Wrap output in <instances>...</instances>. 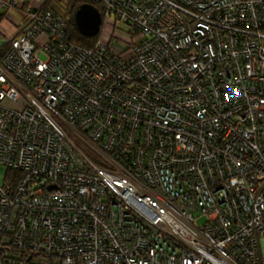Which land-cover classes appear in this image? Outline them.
<instances>
[{
  "label": "built area",
  "instance_id": "1",
  "mask_svg": "<svg viewBox=\"0 0 264 264\" xmlns=\"http://www.w3.org/2000/svg\"><path fill=\"white\" fill-rule=\"evenodd\" d=\"M46 1L0 0V264H264V0H85L91 49Z\"/></svg>",
  "mask_w": 264,
  "mask_h": 264
},
{
  "label": "trees",
  "instance_id": "2",
  "mask_svg": "<svg viewBox=\"0 0 264 264\" xmlns=\"http://www.w3.org/2000/svg\"><path fill=\"white\" fill-rule=\"evenodd\" d=\"M89 3V1L85 0H47L43 4V8L53 10L54 12H57L64 16L67 20V26H68V35L70 42L80 48L83 49H91L93 48L95 42L98 39V36H95L93 38H87L82 36L74 24V13L75 11L81 6L82 4ZM95 8L102 12V8L99 4H95ZM3 15L0 14V23L3 21ZM8 43L3 46V49H7ZM19 174L16 172H13L11 170H6L5 173V181L8 180L9 177H17ZM10 184L15 182L14 181H7Z\"/></svg>",
  "mask_w": 264,
  "mask_h": 264
},
{
  "label": "water",
  "instance_id": "3",
  "mask_svg": "<svg viewBox=\"0 0 264 264\" xmlns=\"http://www.w3.org/2000/svg\"><path fill=\"white\" fill-rule=\"evenodd\" d=\"M74 24L79 33L87 38L95 37L100 29L99 11L90 4H82L74 13Z\"/></svg>",
  "mask_w": 264,
  "mask_h": 264
},
{
  "label": "rangeland",
  "instance_id": "4",
  "mask_svg": "<svg viewBox=\"0 0 264 264\" xmlns=\"http://www.w3.org/2000/svg\"><path fill=\"white\" fill-rule=\"evenodd\" d=\"M2 25H16L18 24V20L15 19V14L14 13H8L7 17L3 19V22L1 23ZM0 32L3 33L2 29L0 28ZM6 168L3 166H0V185L5 184V173H6Z\"/></svg>",
  "mask_w": 264,
  "mask_h": 264
},
{
  "label": "crops",
  "instance_id": "5",
  "mask_svg": "<svg viewBox=\"0 0 264 264\" xmlns=\"http://www.w3.org/2000/svg\"><path fill=\"white\" fill-rule=\"evenodd\" d=\"M1 23H0V28L2 29L3 34L6 35V36L11 35V33H13L12 26L2 25Z\"/></svg>",
  "mask_w": 264,
  "mask_h": 264
}]
</instances>
